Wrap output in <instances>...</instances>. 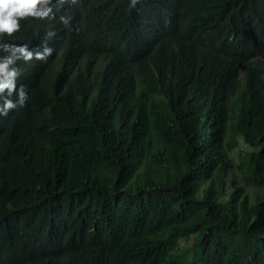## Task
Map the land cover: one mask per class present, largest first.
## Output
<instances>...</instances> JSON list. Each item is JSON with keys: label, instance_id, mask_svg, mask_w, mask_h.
Wrapping results in <instances>:
<instances>
[{"label": "trees", "instance_id": "1", "mask_svg": "<svg viewBox=\"0 0 264 264\" xmlns=\"http://www.w3.org/2000/svg\"><path fill=\"white\" fill-rule=\"evenodd\" d=\"M51 7L5 37L53 53L0 116V264H264V0Z\"/></svg>", "mask_w": 264, "mask_h": 264}, {"label": "clouds", "instance_id": "2", "mask_svg": "<svg viewBox=\"0 0 264 264\" xmlns=\"http://www.w3.org/2000/svg\"><path fill=\"white\" fill-rule=\"evenodd\" d=\"M134 2V0H133ZM52 0H0V52L7 55H0V116H6L10 109H14L17 104H23L27 96L25 85L17 87V77L19 72L15 67V61L23 59L30 61L34 56L43 60L52 55L53 49L45 46L42 51L29 48L27 44H11L5 37H10L21 28L20 21L25 17L47 18L52 14ZM60 21L64 25H69L70 16H60ZM55 35L53 30L47 32L51 38ZM5 90L7 95L5 96ZM15 93L17 99L11 97Z\"/></svg>", "mask_w": 264, "mask_h": 264}, {"label": "rangeland", "instance_id": "3", "mask_svg": "<svg viewBox=\"0 0 264 264\" xmlns=\"http://www.w3.org/2000/svg\"><path fill=\"white\" fill-rule=\"evenodd\" d=\"M238 140H239V145H238V147L237 148H235L232 152H231V156L233 157V159H234V161L236 162V163H238L239 162V155H240V151H239V149L241 148V147H245V148H247V149H253L251 146H249V145H247L246 144V142L244 141V139H243V137L242 136H240L239 138H238ZM239 146H241V147H239ZM254 187L251 185L250 186V191H257V190H259V188H256V189H253ZM260 191L262 192V193H264V188H260ZM193 236H191V238H190V240H183V242H182V244L183 245H188V246H190V245H192L193 244Z\"/></svg>", "mask_w": 264, "mask_h": 264}]
</instances>
